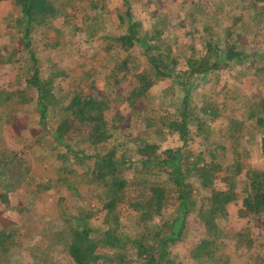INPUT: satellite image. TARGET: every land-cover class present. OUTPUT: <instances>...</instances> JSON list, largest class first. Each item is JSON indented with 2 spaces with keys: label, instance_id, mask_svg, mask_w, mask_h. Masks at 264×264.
<instances>
[{
  "label": "trees",
  "instance_id": "trees-1",
  "mask_svg": "<svg viewBox=\"0 0 264 264\" xmlns=\"http://www.w3.org/2000/svg\"><path fill=\"white\" fill-rule=\"evenodd\" d=\"M10 1L17 8L13 26L16 33L22 35L20 41L28 53L26 76L34 93L1 90L0 106L7 102L15 105L34 102L44 126L49 111L53 113L57 109L62 115L51 135L57 147L66 149L57 154L64 165L58 170L56 179L37 181L33 193L38 196L53 187H64L76 195L79 191L74 178L79 170L73 168V159L75 164L87 165L84 174L87 186L97 188V198L103 202L102 210L106 211L101 227L90 222L97 214L92 209L80 208L70 219L64 218L62 211L65 225H72L61 231L57 244L62 245L63 255L53 258L52 264L61 261L68 264H180L174 249L190 238L194 239H191L186 256L192 260L229 264L221 249V245L229 242L240 256H246L247 264H264V243L255 244L258 239L249 234L248 238L243 237L249 229L235 232L233 239H226L231 233L228 231H233L227 207L240 201L238 218L254 221L256 231L264 232V172L245 168L239 159L235 164H226L223 161L226 147H217L211 132L220 116V106L207 99L197 109L191 101L201 81L217 72L232 70L237 65L243 66L242 73L253 71L260 76L264 72V68L256 67V63L264 60V50L258 48L260 42L256 38L252 41L256 50L251 52L252 44L245 30L249 25L242 28L244 20L239 25L243 16L225 27L223 34H218L221 30L215 32L210 22L206 24L205 48L194 49L186 56L187 53H175L163 30L165 23L161 17L154 16L150 26L134 19L131 0H123L128 9L124 15L116 12L114 25L109 28L106 18L111 14L103 0ZM241 2L247 11L249 4L252 8L258 7L253 0ZM204 6H209L208 0L202 6L195 4V10L203 11ZM59 18L64 20L73 37H83L86 42L102 41L106 43L105 49L116 55L111 72L103 75L105 89L98 86L99 82L88 69L85 80L90 89L82 88L65 98L62 88H55L56 80L64 73L53 65L54 68H47L50 76L42 75L43 62L36 57L33 35L38 28L53 29L63 35L54 24ZM182 21L180 25L184 27ZM254 21L264 26L262 16L255 17ZM247 30L251 32V25ZM60 46L59 42L46 43V47L54 51ZM14 57L15 53L0 49V66L10 65ZM165 81L172 83L177 100L180 99L178 111L172 112L167 107L149 108V95ZM123 104L129 116L117 111ZM261 111L254 110L251 115L256 120L257 130H264V117L259 116ZM127 118L138 124L144 122L146 130L133 139L125 136V142L113 146L116 135L119 132L123 135L121 124ZM44 129L50 130L46 126ZM172 133L180 137L183 146L162 149L161 142ZM198 137L205 149L194 154L187 147ZM73 139L82 140L87 148L76 150L70 144ZM129 139L138 145L136 151L126 147L119 153ZM29 175L30 167L18 153L0 150V200L9 204L8 192L15 187L12 185L21 184ZM219 183L223 188H217ZM207 189H211V194L199 204V193ZM122 204L140 212L134 222L140 231L138 234H126L119 228L117 207ZM190 216L203 225L202 235L191 237ZM157 217L159 223L153 226ZM28 234L30 236L21 232L20 227L0 228V264L10 263L8 256L13 255L14 249L20 252L16 261L19 256L30 255L35 259L42 255L38 246L33 247L31 254L30 246L21 245V238L28 243L32 241V234ZM103 246L116 249L118 253L104 254Z\"/></svg>",
  "mask_w": 264,
  "mask_h": 264
},
{
  "label": "rangeland",
  "instance_id": "rangeland-1",
  "mask_svg": "<svg viewBox=\"0 0 264 264\" xmlns=\"http://www.w3.org/2000/svg\"><path fill=\"white\" fill-rule=\"evenodd\" d=\"M64 1V0H63ZM62 1V2H63ZM207 0H131V12L135 20H141L145 26H150L154 16H159L165 23L164 31L167 33L168 40L173 44L176 54L182 55L187 53L190 56L194 49H204L206 43L205 27L209 22L215 32L221 30L218 34H223L225 27L236 22L239 17L244 20V28L251 25V32L245 27L247 39L252 44L251 52L256 50L253 44L256 38L260 42L261 50H264V26L257 25L254 18L262 16L264 20V0H253L258 7L250 8L247 11L246 6L241 0H208L209 6L202 7L203 11L195 10V4H205ZM107 4L110 16H107V27L114 25L116 12L125 14L128 7L123 0H103ZM17 14L16 6L10 0H0V49L3 52L15 53L14 62L10 65L0 66V91L1 90H23L28 94H33L28 84L26 76L27 51L24 50L20 38L22 35L17 34L14 25V16ZM183 20V21H182ZM184 22L185 26L180 25ZM56 28L63 31V35L58 34L55 30L49 28H38L33 35L34 49L36 57L41 59L43 64L42 75L50 76L49 66L55 65V68L61 70L63 75L56 80L55 88L60 87L63 90L64 97L67 98L78 90L85 88L87 91L86 71L90 70L94 78L99 82L98 86L105 89L103 84L104 76L111 72V64L116 60L113 52H108L105 47L106 43L102 41L86 42L83 37H73L64 24V20L59 18L54 21ZM13 27V28H12ZM199 28V31L197 30ZM110 31H115L111 29ZM258 34V35H255ZM59 42L61 46L57 51L47 48L46 43ZM247 46V45H246ZM180 53V54H179ZM249 64V63H248ZM184 64H182V67ZM256 67L264 68V60L256 63ZM54 68V66H53ZM47 69V70H46ZM243 66L237 65L232 70L217 72L213 77L209 76L207 80H202L200 86L194 91L192 96V105L197 109L207 99L213 105L220 106V116L212 127V141L217 147H226L223 161L226 164H235L237 159L245 168L260 169L264 172V130L256 129V120L251 118L253 111H261L260 117H264V72L257 76L253 71L242 73ZM176 91L170 81L158 84L151 92L148 98L149 108L167 107L172 112L178 111L180 99L177 100ZM199 105V106H198ZM117 111H124L126 116L129 113L126 104L119 105ZM62 115L55 109L49 111L46 120V127L50 128L47 132L42 125L41 116L38 113L34 102H7L0 106V150L13 151L24 160L25 164L30 167V175L21 184L15 186L8 192L9 204L0 200V228L11 229L20 227L21 232L27 236L32 234V241L20 239L21 245L30 246L31 254L34 246L40 247L42 255L32 259L31 256H17L20 252L18 249L12 251L13 255L8 256L9 264H52L53 258H59L63 255L61 244H57L60 239L61 231L69 229L72 224L65 225L61 212H64V218L70 219L78 213L80 208L92 209L96 215L90 222L101 227L105 220L106 211H103V202L97 198V188L87 186L85 172L87 165L71 164L73 168L79 170L74 181L78 185L76 195L66 188L53 187L50 191L35 196L36 182L40 179H56L58 170L64 165L63 160L57 158V154L66 151L63 146H56L54 136L51 130L56 128ZM255 122V125H254ZM121 132L116 135L112 142L113 146L126 141L128 138H136L141 132L146 130V124L138 121L127 120L121 124ZM151 130H148L150 134ZM201 138H197L189 143L187 149L191 152L198 153L205 149ZM162 143V149L183 146V141L177 134H168ZM70 144L76 150L87 148V144L82 140H70ZM55 146V148H54ZM126 147L136 151L138 145L130 139L119 151L123 152ZM237 154H240L237 157ZM221 183L217 188H223ZM2 189H5L2 186ZM211 194V189L202 190L199 193V204L204 202L206 197ZM240 202H235L227 207L231 229L227 240L233 239L235 232H244L249 229V233L244 234V238L258 239L255 244L264 243V232L256 231L257 225L254 221L246 218H238ZM100 211V212H99ZM120 213V226L124 233L138 234V228L134 222L140 216V212L132 209L127 204L117 207ZM169 211H172L171 208ZM159 218L153 220V226L159 223ZM192 236L202 235L205 229L203 225L194 216H190L189 222ZM259 226V225H258ZM141 230V229H140ZM257 237V238H256ZM191 239L178 244L174 251L178 256L180 264H204L203 262L192 260L186 256L191 247ZM260 239V240H259ZM224 256L228 257L229 264H247L246 256H240L239 252L233 248L232 244L226 242L221 245ZM240 251H243L240 248ZM102 252L108 255H116V249L103 246ZM27 252L25 251L24 254ZM33 256V255H32ZM34 258V256H33ZM8 262V261H7ZM60 264H68L61 261Z\"/></svg>",
  "mask_w": 264,
  "mask_h": 264
}]
</instances>
